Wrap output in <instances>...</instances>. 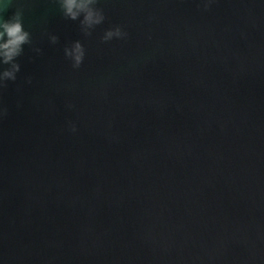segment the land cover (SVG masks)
<instances>
[{
	"label": "water",
	"instance_id": "water-1",
	"mask_svg": "<svg viewBox=\"0 0 264 264\" xmlns=\"http://www.w3.org/2000/svg\"><path fill=\"white\" fill-rule=\"evenodd\" d=\"M97 6L88 36L56 0L3 12L31 43L0 88V264H264V0Z\"/></svg>",
	"mask_w": 264,
	"mask_h": 264
},
{
	"label": "clouds",
	"instance_id": "clouds-1",
	"mask_svg": "<svg viewBox=\"0 0 264 264\" xmlns=\"http://www.w3.org/2000/svg\"><path fill=\"white\" fill-rule=\"evenodd\" d=\"M12 0H0V88L6 81H15L16 74L20 70L17 58L23 52V46L31 43L30 33L24 29L21 22V11L17 8L7 18L3 16L6 8L11 6ZM61 15L71 21H78L79 31L88 36L98 25L102 24L105 16L98 0H56ZM214 0H200L203 7L207 9ZM128 33L123 30L121 25L115 24L106 28L99 39L101 43L112 40H123L127 38ZM51 43L56 42V37L49 36ZM39 53V49H33ZM63 57L67 60L72 69H78L85 57V49L80 40H74L69 45L63 47ZM30 82V81H26ZM67 107H71L68 105ZM3 109H0V115ZM68 130L75 132L76 127L69 122Z\"/></svg>",
	"mask_w": 264,
	"mask_h": 264
}]
</instances>
